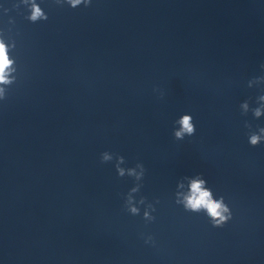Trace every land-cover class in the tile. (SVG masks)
<instances>
[{
  "label": "clouds",
  "instance_id": "obj_1",
  "mask_svg": "<svg viewBox=\"0 0 264 264\" xmlns=\"http://www.w3.org/2000/svg\"><path fill=\"white\" fill-rule=\"evenodd\" d=\"M57 5H68L70 8H77L81 5L89 7L92 0H54ZM23 5L28 11L25 19L31 23L47 21L48 14L40 6L38 0H19V3L13 5L14 8H20ZM5 13L8 9L4 10ZM9 23H14L10 20ZM16 49V41L10 36H6L3 30H0V101L8 99L9 89L18 82V64L17 59L13 55ZM261 70L264 71V64H261ZM264 85V75L252 77L247 81V86ZM154 92H158L160 98L164 93L162 90L154 88ZM255 103L257 106L252 107L250 100L246 99L240 102L239 109L241 115L247 116L251 112L254 119L259 120L264 117V88L256 97ZM173 136L176 140H183L185 137L194 136L196 133V125L191 114H182L174 122ZM244 127L248 129L247 138L251 147H257L264 143V126H257L253 130V126L248 121L244 122ZM115 160V170L117 176L123 178L125 176L134 179V186L129 189L124 196V210L130 215L137 216L141 213L140 205H144L143 219L146 222L155 220L152 215L156 211L153 203H147L144 196L136 199V194L140 192L142 187L141 181L145 176V166L141 162H137L134 167H123L126 163L123 155L104 151L100 154V162L108 163ZM156 203H159L157 200ZM175 203L182 205L183 209L192 213H204L209 219L213 227H223L232 219V210L225 202L223 196H215L211 188L207 186V181L202 174L194 176L182 177L177 182V191L175 192ZM146 244H155V240L151 235L145 237Z\"/></svg>",
  "mask_w": 264,
  "mask_h": 264
}]
</instances>
